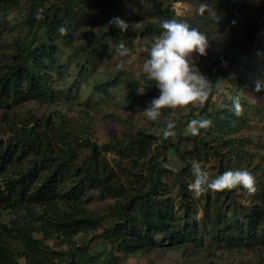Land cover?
Here are the masks:
<instances>
[{"label":"trees","instance_id":"obj_1","mask_svg":"<svg viewBox=\"0 0 264 264\" xmlns=\"http://www.w3.org/2000/svg\"><path fill=\"white\" fill-rule=\"evenodd\" d=\"M117 1L0 0V17L17 12L25 31L13 38V53H4L6 58L0 60V108L25 99L51 104L62 92L56 80L72 61L71 85L94 73L100 58L97 44L112 39L110 46L117 45L112 23L121 15ZM182 1L186 0H172ZM258 1L257 13L264 19V0ZM145 2L153 22L144 34L155 37L161 22L174 19L175 13L160 0ZM89 3L105 17V31L92 33L89 46L66 52L78 21L76 8ZM60 26L66 34L58 33ZM212 28L207 37H220L221 27ZM263 29L264 22L257 21L239 37H220L215 59L204 68L197 65L210 83L209 96L200 113L189 118L212 122L197 136L183 137V123L174 120L171 110L158 121L163 128L168 120L176 123V135L168 140L142 127L102 144L91 137L90 108L78 113L80 117L60 111L40 117L30 111L26 115L4 111L1 124L8 136L0 140V264H102L100 255H88L87 240L80 241L98 229L96 237L109 246L103 264H126L130 256L150 257L159 250L181 251L187 257V245L199 235L200 240L209 238L229 247H264V155L248 151L249 142L236 136L241 126L231 113L232 103L221 112L209 111L224 67L231 68L250 54ZM61 52H66L63 65ZM124 83L116 76L100 89H117ZM153 83L147 78L145 84L125 83V102L142 112L159 96ZM141 89L147 93H139ZM166 151L183 164L181 169L170 165ZM193 161L211 164L212 178L246 169L255 177L256 191L249 196L237 187L195 197L188 189L194 180ZM91 191L114 199L109 216L92 213L84 205ZM197 211L201 222L194 225ZM64 245L70 246L67 255Z\"/></svg>","mask_w":264,"mask_h":264},{"label":"rangeland","instance_id":"obj_2","mask_svg":"<svg viewBox=\"0 0 264 264\" xmlns=\"http://www.w3.org/2000/svg\"><path fill=\"white\" fill-rule=\"evenodd\" d=\"M90 1L87 0V2ZM160 1L171 6L170 9L175 13L174 19L187 22L191 27L198 28L206 35L209 27H213L215 31L221 27V38H229L234 35L239 37L247 26L257 21L259 23L264 22L263 17L257 13V8L260 5L258 0H206L221 17L220 22L216 25L207 19L206 15L205 17L198 15L197 8L202 0H186L177 3H173L172 0ZM116 7L120 10L119 19L124 21L128 27L125 31H121L114 23L117 34L115 41L117 45L122 43L128 49L127 55L121 57L117 54L115 46H110L112 39L102 43L104 46L98 43L100 58H96L95 72L73 86L71 85L72 77H69L68 74L70 70L75 68L74 61L71 64H66L65 72L62 70L60 75L57 74L59 77L56 80V85L60 87L62 92L51 104L25 99L19 104L10 103L7 107L0 108V140L5 141L8 136L1 124L3 112L7 109H11V114L17 112L26 115L30 111L38 117L46 116L54 111H60L71 117H80L78 113L84 108H90L89 111L92 116L91 137L99 144L108 141L112 136L121 137L125 130L132 128L135 130L145 127L157 135L161 133L163 127L161 123H158L161 120L148 121L136 107L129 106L125 102L126 88H123L124 84L131 80H140L142 84L146 83L147 76L142 71V65L149 58L145 49H150L154 37H145L144 34L146 25L153 22L148 18L147 3L145 0L142 2L118 0ZM76 12L78 21L73 34V42L69 47H65L66 52L89 46V38L92 33L105 31L103 26L105 17L92 4L80 6L76 8ZM0 22L2 23L0 26V60L2 61L7 55L13 53V38L22 35L25 31L21 17L17 12L1 16ZM220 37L213 36L212 39L208 37L210 43L207 55L204 57L194 55L191 59L194 69L199 70L201 74L202 72L197 65L204 68L205 65L210 64L215 59L222 43ZM258 38L259 40L250 54L240 58L239 63L234 64L231 68L224 67V75L218 82V89L212 97L209 111L212 113L221 112L229 107V103H232L231 113L241 126V133L236 136H240L249 142H247L248 146L246 147L248 151L264 155V29ZM66 52L64 54L61 52L60 59L62 62L60 65L65 62ZM116 76L125 81L121 87L109 88L107 91L100 89L103 83L108 80L112 81ZM257 82L260 83L261 87L259 92L255 90ZM139 93L147 92L141 89ZM237 98L242 109L239 114L236 113L233 105V101ZM149 104L150 101L146 103V106ZM204 104L205 102L190 106L187 109L171 110V116L174 120L183 123V137L190 136L186 133V125L190 120L196 119L194 116L190 119L189 116L199 114ZM168 112L169 110H165L164 114ZM179 147L181 149V146ZM113 155L109 154L108 158H113ZM164 155L174 168L181 169L183 167V164L173 153L166 151ZM200 165L203 170L210 174L211 164L200 163ZM113 203L114 199L96 191H91L88 198L84 200V205L90 212L106 216L111 213ZM201 216L200 211L193 215L194 225L200 224ZM100 233L101 229L89 232L80 241L87 240L86 242L89 244L88 255H100V262L103 264L107 258L109 246L107 247L101 239L96 237ZM80 236L75 238L77 245H79L78 238ZM48 242L59 250L58 247L54 246L52 240ZM186 248L189 252L187 257L182 255L181 251L159 250L152 252L150 257L130 256L125 263L264 264V247L256 246L253 249L229 247L225 243H216L209 238L200 240L199 235L195 237V242L189 243ZM69 250V245H64L62 248L66 255Z\"/></svg>","mask_w":264,"mask_h":264},{"label":"clouds","instance_id":"obj_3","mask_svg":"<svg viewBox=\"0 0 264 264\" xmlns=\"http://www.w3.org/2000/svg\"><path fill=\"white\" fill-rule=\"evenodd\" d=\"M197 13L201 17L207 16L215 25L221 17L206 0L198 5ZM112 23L121 30L127 29V24L115 18ZM159 35L153 37L148 59L142 65V71L147 79L153 81L159 91V96L154 98L142 111V115L148 121L155 122L164 115L165 110L187 109L196 104H203L209 96L210 83L199 70L194 69L191 59L193 56L204 57L209 48L207 35L196 27H191L187 22L176 19L164 20L160 24ZM61 35L66 34L67 29L60 26L57 29ZM116 52L121 57L128 53V49L119 43L115 46ZM257 92L261 90L257 82ZM234 109L239 114L242 109L238 98L233 101ZM209 119H192L186 125V133L192 136L200 134L201 130H207L211 126ZM176 123L168 120L161 130L164 140L176 135ZM164 167H168L164 165ZM192 175L194 180L188 185L190 192L195 197H200L207 192L220 193L231 191L237 187L242 188L247 195H252L255 189V177L246 169L229 170L210 177L209 173L202 169L201 165L192 162Z\"/></svg>","mask_w":264,"mask_h":264}]
</instances>
